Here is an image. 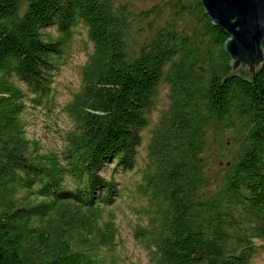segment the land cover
<instances>
[{"label": "trees", "instance_id": "1", "mask_svg": "<svg viewBox=\"0 0 264 264\" xmlns=\"http://www.w3.org/2000/svg\"><path fill=\"white\" fill-rule=\"evenodd\" d=\"M79 24L94 52L65 106L76 124L66 167L30 150L19 83L35 103L50 101L55 58ZM49 27L56 37H45ZM227 38L200 0L143 10L117 0H0V264H118L101 252L117 229L102 204L115 184L98 172L111 162L133 169L164 83L170 105L139 185L148 223L135 237L153 264H250L255 239L264 240V64L254 77L233 71ZM212 162L220 168L209 172ZM67 170L82 188L64 187ZM20 190L36 201L17 202Z\"/></svg>", "mask_w": 264, "mask_h": 264}, {"label": "rangeland", "instance_id": "2", "mask_svg": "<svg viewBox=\"0 0 264 264\" xmlns=\"http://www.w3.org/2000/svg\"><path fill=\"white\" fill-rule=\"evenodd\" d=\"M117 1L129 2L135 10L148 9L158 2V0ZM43 33L45 37H49V35L57 36V31L53 27L44 29ZM64 52L55 58L58 71L54 76L52 95L49 102L46 104L32 102L25 85L20 83L27 94L25 96L27 106L22 114L26 133L29 139L34 140L40 146L42 152H62L66 145L67 132L75 127L73 120L65 112V106L81 88L82 67L94 52V43L83 24H79L74 28L73 37L69 45L65 47ZM169 103V88L164 83L156 97V107L150 112V123L142 131L143 141L138 151L136 167L126 171L116 170L115 164L110 163L102 172L106 178L115 179L119 182L120 194L115 197L116 200L112 205L106 207L103 214V221L109 220L110 212L115 214L114 223L117 236L115 243L111 247L103 249V251L113 249L120 264H153L150 248L140 243L135 237L138 226L140 224L146 225L148 222L143 211L146 199L140 194L139 185L144 180L143 168L146 163L147 143L162 113L168 109ZM219 168L218 163L212 162L209 172H214ZM255 242L258 250L250 264H264V240L255 239Z\"/></svg>", "mask_w": 264, "mask_h": 264}, {"label": "water", "instance_id": "3", "mask_svg": "<svg viewBox=\"0 0 264 264\" xmlns=\"http://www.w3.org/2000/svg\"><path fill=\"white\" fill-rule=\"evenodd\" d=\"M214 25L228 35L224 48L233 71L252 77L264 64V0H200Z\"/></svg>", "mask_w": 264, "mask_h": 264}, {"label": "clouds", "instance_id": "4", "mask_svg": "<svg viewBox=\"0 0 264 264\" xmlns=\"http://www.w3.org/2000/svg\"><path fill=\"white\" fill-rule=\"evenodd\" d=\"M210 18V17H209ZM213 23V22H212ZM222 29V28H221ZM223 30V29H222ZM224 31V30H223ZM225 32V31H224ZM55 76V75H54ZM53 82H54V80H53ZM53 82H52V84H53ZM20 83H22V82H20ZM19 83V84H20ZM23 84V83H22ZM21 85V84H20ZM24 85V84H23ZM22 86V85H21ZM23 87V86H22ZM26 87V86H25ZM24 89V88H23ZM52 89H53V87H52V85H51V95H52ZM26 91L28 92V94L30 95V100L32 101V102H34L33 101V99L36 97V94L35 93H32V92H30L29 91V89L26 87ZM27 94H26V92H25V89H24V94H23V103H25V109H26V101H25V96H26ZM75 95V94H74ZM74 97V96H73ZM73 99V98H72ZM72 99L67 103V105L72 101ZM51 100V99H50ZM49 102V101H48ZM35 103V102H34ZM47 103V102H46ZM46 103H42V104H46ZM37 104H39V103H37ZM66 105V106H67ZM25 109H24V111H25ZM23 111V112H24ZM23 112H22V114H23ZM65 112L68 114V116L72 119V117L70 116V114L67 112V110L65 109ZM23 117V116H22ZM73 120V119H72ZM73 122H74V126L76 127V124H75V120H73ZM74 127V128H75ZM74 128L72 129V130H70V131H68L67 132V134H66V137H65V147L63 148V151L62 152H60V153H58V152H56V151H50V152H42V151H40V146L34 141V140H32V139H29L28 138V136H27V133H26V129H25V123H24V130H25V136H26V138H27V140L28 141H30L31 142V144H30V150H33L36 146H39V153H42V154H46V153H51V152H53V153H55V154H57L59 157H61L62 159L60 160V162H61V164L62 165H65L66 167H68V164H67V161L65 160V154H66V146L68 145V137H69V135L71 134V132L74 130ZM37 144V145H36ZM111 163H114V162H111ZM108 164H110V163H108ZM108 164H104L103 165V167L99 170V172H98V175L101 177H104V178H106L103 174H102V172H103V170H104V168L108 165ZM115 164V163H114ZM115 168H116V170H118L119 168L117 167V165L115 164ZM120 170V169H119ZM106 179H108V178H106ZM108 180H111L112 181V183H114L115 184V190L110 194V195H108V197H109V199H110V201H111V203L110 204H104V203H102L103 205H105L106 207H108L109 205H112L114 202H115V200H116V196L117 195H119L120 194V189H119V182L118 181H116L115 179H111V178H109ZM81 181H82V183H81ZM80 181V179H78V178H76L75 176H73L72 174H71V172L69 171V170H67L66 172H64V175H63V185H64V187H66V188H69V189H80V188H82V185H83V180H81ZM17 190V189H16ZM15 190V191H16ZM97 194L98 195H107L106 194V192L105 191H98L97 192ZM17 196L18 197H20V199L22 200V201H20V200H18L17 198L15 199L17 202H19V203H25L24 201H26V200H28V199H31V201H36L35 199H33V196H30V195H28V192L27 191H25V190H20L18 193H17ZM45 198V197H44ZM41 198H38V200H40ZM146 203H147V201H146ZM96 205H98V204H96ZM146 205V204H145ZM144 205V206H145ZM143 209H144V207H143ZM112 213V215H114L115 216V214L113 213V212H111ZM55 214H56V212H53V213H51V215H50V217L49 218H47L46 219V221H51V220H55ZM148 219V218H147ZM113 221L115 222V218L113 219ZM45 221H43L41 224H39V225H42L43 223H44ZM148 223V222H147ZM142 225V224H141ZM147 225V224H146ZM146 225H144L143 224V227H145ZM136 231H137V229H136ZM135 234H136V232H135ZM107 249V248H109V246H107V247H103L102 248V250H101V252L102 253H105V252H107V251H111L112 250V252L114 253V250L113 249H108V250H106V251H103V249ZM114 257L116 258V261L118 262V264H120L119 263V261H118V258H117V256H116V254L114 253Z\"/></svg>", "mask_w": 264, "mask_h": 264}, {"label": "bare ground", "instance_id": "5", "mask_svg": "<svg viewBox=\"0 0 264 264\" xmlns=\"http://www.w3.org/2000/svg\"><path fill=\"white\" fill-rule=\"evenodd\" d=\"M141 135H142V132H141ZM142 141H143V139H142ZM142 145V144H141ZM141 145L138 147V150H139V148L141 147ZM34 149H39V146H36ZM115 151H117V150H115ZM114 154L115 153H117V152H113ZM114 159V161L116 160L115 158H112V160ZM130 159H131V156H130ZM128 162V165H131V161L130 160H128L127 161ZM136 164H137V159H136V161L134 162V164H133V169L136 167Z\"/></svg>", "mask_w": 264, "mask_h": 264}]
</instances>
